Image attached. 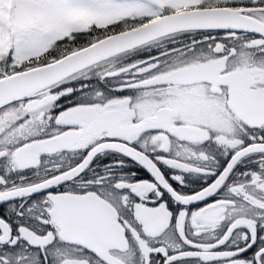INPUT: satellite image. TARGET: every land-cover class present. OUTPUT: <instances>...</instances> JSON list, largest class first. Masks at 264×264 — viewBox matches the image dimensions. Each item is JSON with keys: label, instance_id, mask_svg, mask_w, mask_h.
Segmentation results:
<instances>
[{"label": "snow or ice", "instance_id": "obj_1", "mask_svg": "<svg viewBox=\"0 0 264 264\" xmlns=\"http://www.w3.org/2000/svg\"><path fill=\"white\" fill-rule=\"evenodd\" d=\"M0 264H264V0H0Z\"/></svg>", "mask_w": 264, "mask_h": 264}]
</instances>
